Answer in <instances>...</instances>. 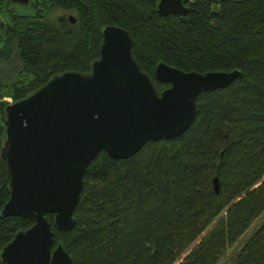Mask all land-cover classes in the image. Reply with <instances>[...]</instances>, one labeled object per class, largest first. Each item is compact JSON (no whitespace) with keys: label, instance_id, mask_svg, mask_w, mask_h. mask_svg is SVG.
<instances>
[{"label":"trees","instance_id":"1","mask_svg":"<svg viewBox=\"0 0 264 264\" xmlns=\"http://www.w3.org/2000/svg\"><path fill=\"white\" fill-rule=\"evenodd\" d=\"M157 1L34 0L26 15L0 0V65L14 57L19 66L14 81L0 74V142L3 98L21 100L55 73H86L103 26L128 32L133 59L158 91L168 87L153 78L158 61L184 72L241 73L196 96L181 135L147 142L126 160L93 158L73 228L51 226L52 247L60 243L72 264H217L264 211V0H183L179 18L160 16ZM53 9L74 12V23L68 15L46 21ZM6 183L0 163V210ZM30 224L0 217V248ZM231 262L264 264V221Z\"/></svg>","mask_w":264,"mask_h":264},{"label":"water","instance_id":"2","mask_svg":"<svg viewBox=\"0 0 264 264\" xmlns=\"http://www.w3.org/2000/svg\"><path fill=\"white\" fill-rule=\"evenodd\" d=\"M155 12L179 18L187 8L183 0H158ZM68 21L74 22L71 15ZM100 37L98 57L86 73H55L2 108L0 163L7 198L0 217L31 224L0 248V264H72L60 243L52 247L51 226L61 233L73 228L82 174L93 158L105 152L126 160L147 142L181 135L195 118L196 96L226 88L241 74L184 72L158 61L153 78L168 85L158 91L133 59L127 31L103 26ZM217 183L213 178L214 194Z\"/></svg>","mask_w":264,"mask_h":264},{"label":"rangeland","instance_id":"3","mask_svg":"<svg viewBox=\"0 0 264 264\" xmlns=\"http://www.w3.org/2000/svg\"><path fill=\"white\" fill-rule=\"evenodd\" d=\"M34 0H29V2H32ZM17 10H19L20 13L22 14H26L29 15L32 13L33 7L28 5L27 7H21V6H17L16 7ZM60 10H56L53 9L52 11H50L47 15H46V21L53 23L54 20L57 19V17H67V15H71L74 18H76L77 15H75L74 12H69V14L64 13ZM0 18L4 19L3 15L0 14ZM14 58V57H13ZM12 58L11 61H9L6 64H2L0 65V74H2L3 76H5L6 78V82L9 81H14L15 80V73L16 71L13 69L14 67L16 69H19L18 65L15 64L14 59ZM32 77L30 75H26L24 73H21L20 75V80L23 79H31ZM4 101H6L7 103H10L11 99L9 98H3ZM264 221V211L263 213L260 214V216L249 226L248 230H246V232L239 238V240H237L235 242V244H233L232 246L228 247L225 250L224 255L218 260L217 264H231L233 257L236 255L238 249L244 244V242H246L247 237L258 228V225L260 223H262Z\"/></svg>","mask_w":264,"mask_h":264},{"label":"flooded vegetation","instance_id":"4","mask_svg":"<svg viewBox=\"0 0 264 264\" xmlns=\"http://www.w3.org/2000/svg\"><path fill=\"white\" fill-rule=\"evenodd\" d=\"M74 23V22H73Z\"/></svg>","mask_w":264,"mask_h":264}]
</instances>
